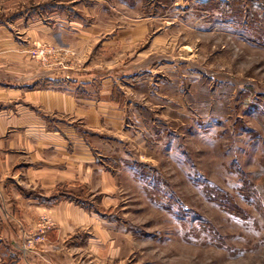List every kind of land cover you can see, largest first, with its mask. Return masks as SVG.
Returning a JSON list of instances; mask_svg holds the SVG:
<instances>
[{"label": "rangeland", "instance_id": "374dc122", "mask_svg": "<svg viewBox=\"0 0 264 264\" xmlns=\"http://www.w3.org/2000/svg\"><path fill=\"white\" fill-rule=\"evenodd\" d=\"M71 20L106 27L83 56L32 40ZM0 26L26 46L25 67L2 87L67 90L76 81L51 83L48 69L99 67L107 74L96 82L110 77L129 106L123 131L99 149L119 164L118 204L85 187L41 198L97 217L68 233L84 249L80 264H264V0H0ZM129 28L136 37H124ZM36 70L42 80L28 84ZM19 227L26 235L12 250L21 256L23 245L59 231L44 214L24 244Z\"/></svg>", "mask_w": 264, "mask_h": 264}, {"label": "crops", "instance_id": "0c3cea01", "mask_svg": "<svg viewBox=\"0 0 264 264\" xmlns=\"http://www.w3.org/2000/svg\"><path fill=\"white\" fill-rule=\"evenodd\" d=\"M65 22L72 28L66 24L54 25L42 29L43 34L34 31L32 40L55 42L66 49L75 47L83 56L106 28L98 24L84 26L72 20ZM74 24L81 26L74 31ZM136 32L129 28L124 37H136ZM25 47L7 27L0 26V63L5 64L0 68V80H9L12 72L20 71L18 67H25ZM11 64L16 68L12 69ZM40 71L25 77L28 84L42 80ZM102 71L99 67L73 65L48 69L47 73L52 74L44 76L51 83L76 81L70 86L67 82V90H56L49 85L32 90L14 83L13 88L9 84L0 85V203L8 217L6 221L3 216L0 222L10 224L12 229V233L3 236L6 226H1L0 261L2 257L6 262L13 255L17 257L14 264H80L75 256L79 257L84 249L75 250L69 244L68 233L95 224L97 217L69 199L48 205L41 201L42 196L50 197L61 187L71 191L85 187L90 192L104 194L103 205L118 204L113 195L119 189V164L113 155H103L99 149L108 148L107 142H114L117 132L123 131L129 106L115 98L110 77H102L100 84L96 82L99 75L107 74ZM67 76L70 78L64 81ZM91 132L95 135L90 136ZM44 214L56 223L59 231L37 239L39 235H33L34 231L29 229ZM19 223L29 235L22 237L24 244H28L27 239H37L28 244L27 256L12 250L20 249L19 235H26ZM93 250V254H99L98 248ZM104 253L115 254L114 248Z\"/></svg>", "mask_w": 264, "mask_h": 264}, {"label": "built area", "instance_id": "2783aa9c", "mask_svg": "<svg viewBox=\"0 0 264 264\" xmlns=\"http://www.w3.org/2000/svg\"><path fill=\"white\" fill-rule=\"evenodd\" d=\"M22 249H23V253L27 254L29 252L30 247L27 245H23Z\"/></svg>", "mask_w": 264, "mask_h": 264}, {"label": "trees", "instance_id": "16d2710c", "mask_svg": "<svg viewBox=\"0 0 264 264\" xmlns=\"http://www.w3.org/2000/svg\"><path fill=\"white\" fill-rule=\"evenodd\" d=\"M15 260H17V257L11 255L9 258L10 263H7V264H14Z\"/></svg>", "mask_w": 264, "mask_h": 264}]
</instances>
